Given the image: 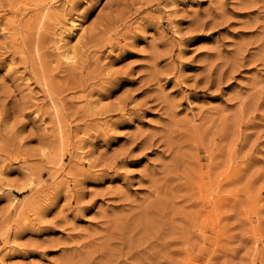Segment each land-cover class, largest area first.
<instances>
[{"label":"rangeland","instance_id":"1","mask_svg":"<svg viewBox=\"0 0 264 264\" xmlns=\"http://www.w3.org/2000/svg\"><path fill=\"white\" fill-rule=\"evenodd\" d=\"M0 264H264V0H0Z\"/></svg>","mask_w":264,"mask_h":264},{"label":"bare ground","instance_id":"2","mask_svg":"<svg viewBox=\"0 0 264 264\" xmlns=\"http://www.w3.org/2000/svg\"><path fill=\"white\" fill-rule=\"evenodd\" d=\"M75 28H76V27H75ZM59 38H60V37H59ZM60 47H61V45H60ZM60 47H59V48H60ZM63 47H64V46H63ZM66 52H67V51H66ZM64 58H65L66 60H71V59H72V56H67V55H65Z\"/></svg>","mask_w":264,"mask_h":264}]
</instances>
